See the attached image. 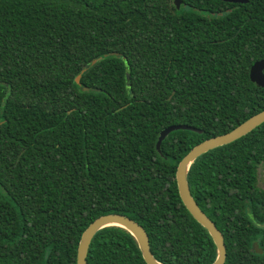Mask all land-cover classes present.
I'll return each instance as SVG.
<instances>
[{
	"label": "trees",
	"instance_id": "trees-1",
	"mask_svg": "<svg viewBox=\"0 0 264 264\" xmlns=\"http://www.w3.org/2000/svg\"><path fill=\"white\" fill-rule=\"evenodd\" d=\"M261 58L264 0H0V264H75L81 231L105 213L141 225L162 264L211 263L175 166L264 109V87L248 77ZM170 124L200 132L170 131L159 154ZM259 166L264 122L187 170L223 264H264ZM85 262L146 264L116 226L94 233Z\"/></svg>",
	"mask_w": 264,
	"mask_h": 264
},
{
	"label": "water",
	"instance_id": "water-1",
	"mask_svg": "<svg viewBox=\"0 0 264 264\" xmlns=\"http://www.w3.org/2000/svg\"><path fill=\"white\" fill-rule=\"evenodd\" d=\"M232 3H244L247 0H221ZM175 8L178 9L180 5V0H172ZM111 54L117 55V53L112 52ZM100 57L93 59L90 63L93 64L95 61L99 60ZM82 69L81 71H83ZM264 58L254 61L248 70L249 80L254 83L256 86L264 87ZM79 75L75 77V82L78 83ZM127 79V75H126ZM82 89H86L82 87ZM264 122V109L259 110L258 112L250 115L242 122L238 123L236 126L230 130L214 135L208 138L201 140L200 142L194 144L189 150L180 158L175 166L174 179L176 184L177 194L179 199L190 216L202 226L208 233L214 247H215V258L209 264H223L225 258V247L223 244L222 234L215 227L213 221H211L205 213L198 207L196 202L193 200L186 181V173L190 164L202 153L227 144L242 135L249 132L251 129ZM177 129H186L196 132H200L199 129L185 125V124H170L161 128L158 132L156 141H155V150L160 154L159 145L161 140L170 132ZM107 226H116L124 229L128 232L134 241L136 242L137 248L140 252V255L143 261L146 264H162L157 261L151 254L148 245V238L144 229L133 219L120 214V213H105L95 217L91 220L87 226L81 231L75 253V264H86L85 257L87 253V248L90 243V240L94 233L99 229ZM251 248L256 252H261L257 247L255 242H252Z\"/></svg>",
	"mask_w": 264,
	"mask_h": 264
},
{
	"label": "rangeland",
	"instance_id": "rangeland-1",
	"mask_svg": "<svg viewBox=\"0 0 264 264\" xmlns=\"http://www.w3.org/2000/svg\"><path fill=\"white\" fill-rule=\"evenodd\" d=\"M257 186L264 187V169L259 166L257 168Z\"/></svg>",
	"mask_w": 264,
	"mask_h": 264
}]
</instances>
